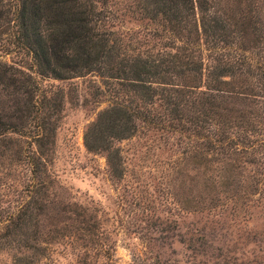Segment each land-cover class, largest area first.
I'll return each instance as SVG.
<instances>
[{
    "label": "trees",
    "instance_id": "16d2710c",
    "mask_svg": "<svg viewBox=\"0 0 264 264\" xmlns=\"http://www.w3.org/2000/svg\"><path fill=\"white\" fill-rule=\"evenodd\" d=\"M112 1L0 3V44L8 38L0 52L24 55L32 65L27 72L0 55V96L16 98L13 105L0 103V250H43L38 243L43 236L56 241L104 234L95 210L77 203L60 209L71 215L68 219L52 230L41 229V217L51 209L57 189L51 166L67 93L60 87L44 88L33 73L41 80L93 74L103 80L112 103L88 126L85 144L91 152L106 155L117 180L127 173L117 142L142 130L163 138L186 135L183 161L197 173V194L191 190L187 203L172 200L169 246L189 247L195 237L209 238L216 225L228 231L223 223L253 218L255 209H264V139H254L248 127L239 129L244 113L226 105L233 96H249L239 55L247 49L231 47L234 33L229 25L212 17L225 9L242 18L251 0H137L138 14L160 27L156 36L161 42L149 50L135 47L140 44L110 27ZM213 42L217 45L210 46L206 65L204 52ZM252 155L260 159L250 160ZM6 189L13 192L10 198ZM177 211L184 213L181 221L174 218ZM187 221L190 225L182 226ZM30 232L36 244H29Z\"/></svg>",
    "mask_w": 264,
    "mask_h": 264
},
{
    "label": "rangeland",
    "instance_id": "374dc122",
    "mask_svg": "<svg viewBox=\"0 0 264 264\" xmlns=\"http://www.w3.org/2000/svg\"><path fill=\"white\" fill-rule=\"evenodd\" d=\"M15 1L0 0V3L9 7ZM137 6V0L112 1L109 25L135 44H140L135 47L149 50L153 44L161 42L156 36L160 27L143 19ZM246 11L244 18L225 9L212 17L229 25L234 33L229 40L230 46L247 49V54L240 52L239 55L243 60L250 58L252 61L251 65L240 61L244 65L241 74L249 79L248 93L244 92L249 96H233L226 105L232 111L244 113L239 129L248 127L254 139H264V0H251ZM4 39L0 45H6L8 38ZM212 45L217 44L209 43L204 52L206 65L209 64ZM0 55L22 65L27 72L32 67L30 59L24 55L6 56L3 52ZM216 58L222 57L216 54ZM32 75L44 88L60 87L67 93L51 166L57 189L50 200L51 209L41 217V229L52 230L60 220L68 219L71 215L60 209L77 203L95 210L104 234L100 238L56 241L43 236L38 242L43 250L22 253L0 250V264H264L262 208L254 210L256 215L253 218L244 220L239 217L240 220L223 223L228 231L220 230V225H216L209 238L195 237L189 247L181 244L169 246V230L174 228L169 221L172 200L187 203L191 190L194 197L197 194V173L191 172L183 161L188 142L186 135L175 133L163 138L158 133L142 130L135 137L117 142L116 147L123 151L127 167L125 179L117 180L110 173L106 155L91 152L85 144L88 126L112 103L103 80L97 74L69 81L41 80L36 74ZM13 98L1 93L0 103L13 105L11 101H16ZM250 113L256 117H250ZM249 121L254 125L248 124ZM249 159L260 157L252 155ZM5 192L9 198L13 193L7 189ZM182 213L174 212V218L181 221ZM189 225L190 221H187L182 226ZM33 233L30 232L29 244H36Z\"/></svg>",
    "mask_w": 264,
    "mask_h": 264
}]
</instances>
